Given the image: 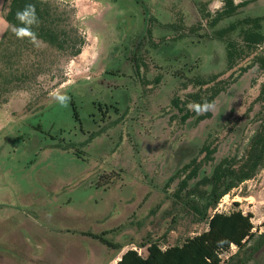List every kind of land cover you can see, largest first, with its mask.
I'll return each mask as SVG.
<instances>
[{"label": "rangeland", "instance_id": "rangeland-1", "mask_svg": "<svg viewBox=\"0 0 264 264\" xmlns=\"http://www.w3.org/2000/svg\"><path fill=\"white\" fill-rule=\"evenodd\" d=\"M69 1L52 0L65 30L77 26L81 51L70 55L34 42L22 57L35 60L28 88L19 85L0 100V264H104L117 253L109 243L144 255L146 248L137 246L143 241L166 247L206 230L173 197L178 179L165 183L208 132L219 152L227 151L236 136L229 128L236 124L240 132L264 80L263 73L252 85L255 73L241 76L218 96L211 117L181 123L173 97L197 90H183L181 82L225 69L224 42L203 29L202 37L190 36L194 42L162 40L154 48L173 58L149 61L133 46L144 32L140 10L149 2L164 10L158 20L171 24L160 32L174 36L170 11L183 10L186 23L196 22L195 0ZM205 1L212 13L218 10L216 0ZM257 1L248 14L263 17L264 33V0ZM129 53L149 69L130 67ZM237 208L252 213L253 231L264 230V168L209 213Z\"/></svg>", "mask_w": 264, "mask_h": 264}, {"label": "trees", "instance_id": "trees-1", "mask_svg": "<svg viewBox=\"0 0 264 264\" xmlns=\"http://www.w3.org/2000/svg\"><path fill=\"white\" fill-rule=\"evenodd\" d=\"M253 1L258 8L257 0H223V7L212 13L207 8L208 2L195 0L199 18L190 26L184 25L182 11L175 13L176 23L173 24L176 33L174 36L169 35L171 38L168 40L180 38L188 32L202 37L205 34L202 33L203 29H210V37L223 41L226 50V66L223 71L207 76L195 75L181 82L183 90L190 85L197 87V90L187 91L185 99L177 96L172 99L180 113L181 123L189 117H194L198 123L212 116V111L196 115L188 109L190 103L216 102L218 96L241 76L255 73L256 77H252L254 85L257 76L264 73L263 17L248 14V11L254 12L257 9H247ZM29 3L35 5L39 17L38 26L31 28L36 34L35 40L27 36L18 38L16 35L17 29L27 26V22L22 23L17 19V13ZM59 7L52 0L4 1L2 14L7 28L0 38V100H4V95L19 85L28 88L27 84L36 67L35 60H24L22 57L34 42H41L70 55H77L81 51L84 39L74 24L70 25L69 31L65 30ZM226 72L230 73L220 78ZM244 115L245 123L240 132L235 130L236 124L229 128V132L234 131L237 137L232 134L233 140L227 151L220 153L219 146L215 144L216 137L211 131L208 132L196 155L165 183L169 185L178 179L172 192L173 197L181 200V209L192 213L194 221H205L207 229L187 237L179 244L166 247L160 246L155 240L143 241L137 246L146 248L145 255L137 249L129 248L122 253L116 264H264V230L253 231L250 211L244 212L237 208L229 212L209 213L217 207L224 195L252 179L264 168V80L259 83L258 93ZM246 122L251 127L244 133ZM233 204L238 205V202ZM232 245L236 247L235 251H230ZM109 246L117 251L123 247L118 243H109Z\"/></svg>", "mask_w": 264, "mask_h": 264}, {"label": "crops", "instance_id": "crops-1", "mask_svg": "<svg viewBox=\"0 0 264 264\" xmlns=\"http://www.w3.org/2000/svg\"><path fill=\"white\" fill-rule=\"evenodd\" d=\"M4 1L5 0H0V38L2 37L3 33L5 32L7 28V22L4 19L3 14H2V8H3ZM70 1H73V0H70ZM184 2L187 3L186 0H184ZM128 3H129L128 5H131L132 3H134V0H130ZM136 3L139 4L138 1ZM133 10L134 9H130L129 10L130 13H132ZM163 11H164L163 9L162 10L159 8L157 9L156 4H153L152 2H149V4L147 5V10L144 8L140 10L139 21L141 23L142 29H144V32H143V35L140 36V40L138 39L139 41L137 40L134 44L136 43L139 44V51L140 52L142 51V53H144L147 61L164 60L165 58H171V57L173 58L174 56V54H170L168 52L167 55H169V57H165L163 48L159 50L154 48L155 46H159V45L163 46L161 41L165 39L168 40L169 38H171L169 37V34L164 35L163 31L160 32V30H163L165 25L168 24L167 22L158 20L159 17L157 16V14ZM178 11H180V9L176 8V10L172 9L170 12L177 13ZM192 24L193 22L184 23L185 26H190ZM177 34L180 36V30H178ZM185 34L186 33H183V36L178 39L187 38L188 40H191L192 42H194V39H190V36L192 37L197 36L193 32H188L187 35ZM130 61H132V58L130 59ZM10 105L11 106L13 105L12 101L10 102ZM124 246L125 245H123L122 247L123 249H124ZM122 248L121 250L117 251V253H114V255H112L104 264H116L117 261L120 259L122 253H124L127 250V249L123 250Z\"/></svg>", "mask_w": 264, "mask_h": 264}, {"label": "clouds", "instance_id": "clouds-1", "mask_svg": "<svg viewBox=\"0 0 264 264\" xmlns=\"http://www.w3.org/2000/svg\"><path fill=\"white\" fill-rule=\"evenodd\" d=\"M216 8L223 7V0H216ZM17 19L22 23L27 22V26L16 30L18 38H24L25 36L30 37L32 40L36 39V34L31 30L32 26H38L39 17L36 14V8L34 4H26L24 9L17 13ZM59 102L64 103L67 100L66 96H59ZM216 102L204 101L203 103L192 102L188 105V109L196 113V115H202L215 108Z\"/></svg>", "mask_w": 264, "mask_h": 264}, {"label": "flooded vegetation", "instance_id": "flooded-vegetation-1", "mask_svg": "<svg viewBox=\"0 0 264 264\" xmlns=\"http://www.w3.org/2000/svg\"><path fill=\"white\" fill-rule=\"evenodd\" d=\"M139 40H140V38H139ZM138 40V41H139ZM133 48L134 49H139V44L138 43H136L134 46H133ZM129 55V57H127V61H129L130 62V67H132V68H136L137 70H139L140 71V67H141V64L143 65L142 66V68H143V72L148 68L149 69V65L146 63V62H140V63H138V60H137V54L135 55V54H131V53H129L128 54ZM140 55H142L143 56V60L145 61L146 60V56L144 55V53H141ZM132 58V61H130V59ZM145 58V59H144ZM147 61V60H146Z\"/></svg>", "mask_w": 264, "mask_h": 264}]
</instances>
